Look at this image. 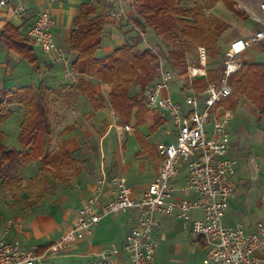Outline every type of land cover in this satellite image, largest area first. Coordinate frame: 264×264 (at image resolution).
<instances>
[{"label":"built area","instance_id":"built-area-1","mask_svg":"<svg viewBox=\"0 0 264 264\" xmlns=\"http://www.w3.org/2000/svg\"><path fill=\"white\" fill-rule=\"evenodd\" d=\"M10 1L0 0V7ZM117 1L120 9L116 14L124 11L121 0ZM258 4L262 12L260 26L249 35L235 37L229 42L217 82L209 83L202 92L195 89L194 81L207 75L204 48L200 49V65L187 67L188 90L181 92L179 99L169 91L176 73L164 68L160 60L158 77L146 88L144 102L148 108L159 109L170 116L176 133L174 140L156 145L162 162L157 176L134 196L137 187L128 184L125 176L114 175L110 179L112 197L99 203L105 184L101 179L85 199L70 229L44 250L26 248L17 239L0 238V264H45L50 257L83 240L102 218L131 209H135L137 215L123 245L128 264H154L155 230L160 226L161 216L187 222L194 234L204 237L210 264H264V223L256 221L250 227L240 221L227 224L224 220L227 204L234 195L231 177L237 171L238 162L229 154L232 111L222 109L217 113L216 109L220 101L232 94L230 76L243 63L239 55L254 45L264 44V0H259ZM13 11L19 15L23 11L22 4L15 6ZM53 25L48 11L39 10L26 36L44 53H57V59L73 73L72 62L56 44ZM1 59L0 54V63ZM122 129L127 131L131 126L124 124ZM181 173L183 183L177 185L176 179ZM108 254L109 250L103 253L104 260Z\"/></svg>","mask_w":264,"mask_h":264},{"label":"rangeland","instance_id":"rangeland-1","mask_svg":"<svg viewBox=\"0 0 264 264\" xmlns=\"http://www.w3.org/2000/svg\"><path fill=\"white\" fill-rule=\"evenodd\" d=\"M100 7L101 12L97 17L103 22L102 30V42L99 47V53L112 52L115 48L123 45L124 43L134 44L135 52L138 53V43L143 44L145 49L151 50L156 57V72H159V62L162 60L163 67L176 73V78L169 84V91L175 88V85L183 84L186 92L188 89V77L187 67L189 64L199 66L201 59L200 49L204 48V64L206 72L215 71L221 73L223 69L224 52L227 49L229 42L238 36H247L249 33L257 29L260 25V19L262 12L258 9V14L252 15L249 8L240 3V0H231L236 4L237 9L241 10L242 15H237L233 11L227 9L223 2H217L213 7L206 8L204 10L205 16H214L222 24L227 27L224 28L219 35L215 45L211 49H207L204 45H198L190 47L185 45L183 47L184 56L183 64L185 70L182 71L178 66L172 65V59L170 56L171 50H179L176 46L172 45L163 39L161 34H157L152 29L147 27L142 31L136 21L138 18L137 10L135 6L137 3L135 0H121L124 11L119 12L120 7L117 0H96ZM181 5L185 8H191L194 6L196 0H180ZM248 3L254 4L259 0H246ZM135 5V6H134ZM111 17L110 21H106L107 17ZM106 22V24H105ZM28 43L32 46L30 40ZM138 42V43H137ZM255 46V45H254ZM262 47V51L257 53V58L264 63V45L258 44ZM34 47L35 53L40 57L41 63L32 64L25 58L19 57L14 54L13 51L7 49L4 44L0 47L2 51V61L0 63V88L2 87H19L27 84H32L35 88L45 87L51 91L47 92L48 99L51 93L55 96V93L64 94V87L68 86L72 80L77 79L75 72L71 73V68L67 71L62 60H47L43 56L38 47ZM253 47V46H252ZM251 47V48H252ZM64 48V47H63ZM64 50V56L67 59L73 61L74 53L66 48ZM57 54V53H56ZM241 60H244V54L239 55ZM52 72L53 79L50 83L46 80L45 75L47 72ZM79 77V76H78ZM207 77V75L205 76ZM45 78V79H44ZM203 78V77H202ZM200 79V78H199ZM46 82V83H45ZM99 84V82L97 83ZM180 86V85H179ZM178 86V87H179ZM102 87H98L100 95L103 93ZM135 88V89H134ZM66 89V88H65ZM101 90V91H100ZM146 90V89H145ZM142 92V98L144 101V92ZM57 91V92H56ZM182 91V89H181ZM136 92V87H133L130 95ZM63 93V94H62ZM173 94V93H172ZM232 95V94H231ZM230 95V96H231ZM176 97L174 94L172 95ZM182 101V99H181ZM145 103V102H144ZM55 106L56 113L55 118L62 114L58 113L60 110L59 105L55 103H49V118L52 121L53 112L50 113L51 107ZM71 105H68L70 108ZM146 106V105H145ZM148 110L150 109L146 106ZM225 107L216 105L217 113L221 112ZM110 109V108H109ZM215 109V108H214ZM214 109L210 112V120H213ZM10 110L11 116L4 121L0 128L7 136L4 137L3 143L8 148H15L21 150V147L17 141V132L20 131V123L24 116L25 109L22 105L11 104ZM63 118H58L54 124V130H60L63 123L72 122L74 117L70 110L66 109ZM83 116L80 118L76 116L73 126L78 131L79 141L82 149L89 148L90 138L82 130H97L96 133L102 136L104 130H123L122 127L125 123L117 116L115 112H111L110 122L98 118V123L90 120V113L87 108L82 110ZM232 117L229 123V134L231 140V155L235 156L239 164V168L236 175L240 181V190L242 194L239 195L241 200V208H250L251 212L258 217H254L252 220L264 221L261 216L264 214V117L257 118V109L244 97L239 99L237 106L234 109H230ZM54 123V118H53ZM52 124V123H51ZM76 125V126H75ZM52 126V125H51ZM86 126V129H84ZM98 126V127H97ZM99 128V129H97ZM171 121L165 125V129H171ZM175 130V129H171ZM66 132L63 134L54 133V142L51 145L52 150H48V153L56 151V146L61 144ZM120 133V132H118ZM174 133V132H173ZM176 133V130H175ZM6 135V134H5ZM94 138V136H93ZM174 134L167 135L165 140H173ZM78 154V153H77ZM79 156L82 158V167L88 172L89 175L94 174L93 169L95 167L94 153L91 151H80ZM41 166L40 159H33L29 163H23L20 161L13 162L9 169L4 170L0 174V238L6 240H12V237L16 232H23L27 229V220L33 217L35 213H41V211L48 210L43 208L41 211L36 209L43 206H49L43 201V196L47 193L55 194L60 188L57 187L59 183L52 179L48 174L42 173L39 168ZM107 168L106 161L102 160L100 164V170ZM68 187V184H67ZM66 189V188H65ZM236 189L234 188V193ZM240 194V193H239ZM57 197V195H55ZM62 197H58L56 204H63ZM84 203V202H83ZM248 210V209H247ZM261 212V213H260ZM252 215V213L250 214ZM42 216V215H41ZM243 220H240V222ZM244 223V222H243ZM96 229L92 231L88 237V241H91ZM156 237V236H155ZM193 235L189 232V229L185 227L179 220L174 224L172 232L164 231L156 237L157 250H156V264H190V258H198V264H208L207 255L201 250L194 242ZM194 245V247H193ZM45 249V248H44ZM43 249V250H44ZM178 249V250H177ZM57 254L50 257L47 264H88L87 259L84 257L78 260H71V255ZM204 257V258H203ZM196 264V263H193Z\"/></svg>","mask_w":264,"mask_h":264},{"label":"crops","instance_id":"crops-1","mask_svg":"<svg viewBox=\"0 0 264 264\" xmlns=\"http://www.w3.org/2000/svg\"><path fill=\"white\" fill-rule=\"evenodd\" d=\"M81 3H89L92 5L96 15L101 12V7L96 0H11L6 6L0 7V30L5 24H11L20 32L22 36L27 38V28L34 21L37 12L39 10H46L53 18L54 25L52 31L56 44L61 49H64L67 46V48L70 50L69 31L72 26L73 18L78 13V8ZM240 3L249 8V11L252 15L258 14V1H256L254 4H250L246 0H240ZM20 4L23 6V11L17 15L14 13L13 8ZM135 7L137 8V6ZM106 19L108 22L112 18L109 16ZM250 33H252V31ZM1 46H3L2 42H0V47ZM144 49V45L138 43V50L142 51ZM262 50V47L258 45L249 48L243 52L244 60L241 61L261 62L257 58V53H260ZM41 52L44 54L43 57L45 59L51 61L57 60L56 53ZM2 53L3 52L0 51L1 57L3 56ZM14 54L16 53L14 52ZM106 54H108V52L99 53V48L96 51V56L98 57H102ZM36 56L38 58V63L40 64V57L37 54ZM77 75L80 76L79 74ZM78 76L77 79L75 78V80H72L68 86L63 88L64 94L62 93V96L58 93H55L56 96L53 93H51L49 96V103H55L56 105H59L60 110L58 113L62 114V116L60 115V117L58 116L55 118V106H50V113L53 112L51 121L52 135L51 140L47 145L46 151H50L53 148L51 145L55 139L54 133L58 135L66 132L62 140L63 142L56 146V151L47 153L52 155L62 148L68 152L70 158L73 161L69 165H62L60 168V173L57 175L46 173L59 183L57 187L60 189L57 190L55 194H45L43 196V201L49 206H43L42 208L39 207L36 210L41 211L43 208H48V210L43 209L41 213H35L33 217H30V219L27 220V229L21 233L16 232V234L12 236L16 237L12 238V240H19L20 243L26 248H36L37 250L38 248H46L52 241L67 232L75 221L78 213L82 209L83 202L87 196L95 190L101 179L105 181V184L99 203L106 202L112 197L110 179L114 175H123L126 177L128 184L135 185L137 190L133 193V195L137 196L141 189H144L149 184V182H151L157 176L161 168V157L158 155L156 150L157 143L164 141V138L170 134H174L175 138V130H171L172 128L175 129L172 118H170V116L161 110L157 109L159 115L164 120V123L155 132L151 133L145 122L136 125L135 119L132 117L131 121L127 123L131 126V129L127 131L113 129L104 130L101 133V136L94 134L97 131L96 129L82 130L90 138L89 148L82 149L79 141L78 131H76L75 127L73 126L76 116L79 115L81 118L84 114L82 110L87 108V111L91 115V121L99 124L98 118L104 117L103 119L109 120L110 122V115L113 109L110 105L108 94L109 89L107 85L97 84L98 80L94 77H84L86 80L90 81L97 90L96 97L100 103V107L95 108L87 95L72 87V85H74L78 80ZM45 77L49 84L51 82L50 80L53 79L52 72H47ZM182 85L183 84L175 85V88L171 89L170 93H173L176 96V99L182 98L181 92L183 93L185 91V88L182 87ZM98 87H102L101 89L103 90V93L101 95ZM68 105H71L70 108ZM66 109L70 110V113H73L70 117H74V119L72 122L64 119L67 122L63 123L60 130L53 131L54 124L57 122L58 118H63L65 112H68ZM134 112L135 110H133V113ZM169 121H171L172 128L166 130L165 125ZM84 129H86V126ZM5 134L6 137L8 134L7 132H5ZM16 134L18 141L19 131ZM169 141L172 140H165L164 142ZM80 151L81 153L86 151H92L94 153V174L89 175L87 172L88 170L85 168L87 170L86 171L81 166L83 160L79 156ZM229 154L231 155V148ZM102 160L106 161L107 168H105V170H100V164ZM238 168L239 164H237V171ZM237 171L235 175L231 177L232 184L236 191L227 204L224 220L227 224H233L237 221L243 220L241 222H244L246 225L252 227L255 223V221L252 219L258 216L251 212L252 209L250 208H247L248 210L243 209L242 211V199L240 198L241 196L239 197V195L242 194L243 190L239 189L241 183L237 179L239 177L236 175L238 174ZM176 183L177 185H182L183 173L177 177ZM55 195H57V197H55ZM177 195H179V193H177ZM59 196L62 197L61 201L63 204L61 205L56 204V200ZM194 213L199 215L198 211H195ZM251 213L252 215H250ZM136 215L137 211L135 209H131L121 214L108 215L102 218L99 224L93 227L91 232L83 240L76 241L71 244V246L65 251H69L66 254L71 255V260H78L85 256L84 258L87 259L88 264H128V255L125 253L123 245L129 236L130 229L135 221ZM261 216L264 218V214ZM177 220L178 219L169 216L159 217L160 226L155 230V236L158 238V236H161L162 233L164 235V231L172 232L174 224L177 222ZM179 222L189 229V232L193 235L192 239H194L196 245H198V247L203 250L205 256L207 253V244L204 237L194 234L189 223L183 222L181 220H179ZM94 229H96L94 236L91 241H88V237ZM106 250H109V254L104 260L103 253ZM156 250L157 248H155L154 264H156ZM197 260L198 258H190L189 262L190 264H198ZM47 263L48 262L45 264ZM207 263L210 264L209 261Z\"/></svg>","mask_w":264,"mask_h":264},{"label":"trees","instance_id":"trees-1","mask_svg":"<svg viewBox=\"0 0 264 264\" xmlns=\"http://www.w3.org/2000/svg\"><path fill=\"white\" fill-rule=\"evenodd\" d=\"M138 18L136 24L144 31L147 27L179 50H171L172 65L185 70L183 47L204 45L211 49L219 35L227 26L214 16H205L204 10L223 2L225 7L237 15H242L231 0H196L191 8H185L180 0H135ZM103 22L95 14L89 3H81L73 18L69 31L70 50L74 53L73 70L79 78L72 87L88 96L95 108L100 107L95 86L85 76L94 77L99 84L108 86L111 108L127 124L132 117L135 124L146 123L151 133L159 129L164 120L157 110H148L142 92L158 77L156 55L149 49L135 52V45L124 43L112 52L98 57L96 51L102 42ZM0 42L19 57L36 64L38 58L27 38L11 24L0 30ZM138 43V42H137ZM264 45V44H263ZM220 73L207 72V77L194 81V87L202 92L209 83H216ZM232 95L218 104L224 109H234L241 97L246 98L258 111L257 118L264 117V63L243 62L230 76ZM133 87L136 92L130 95ZM45 87L35 88L32 84L19 87L0 88V125L12 114L11 104L22 105L25 109L20 123L18 143L21 150L8 148L3 139L5 133L0 128V174L16 161L28 163L39 158L40 170L57 175L62 165L72 163L68 152L59 149L49 155L46 151L52 130L49 118V99ZM133 110L135 112L133 113ZM38 248V251H42Z\"/></svg>","mask_w":264,"mask_h":264}]
</instances>
